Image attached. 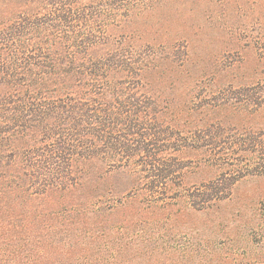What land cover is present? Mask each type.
<instances>
[{
  "label": "rangeland",
  "instance_id": "374dc122",
  "mask_svg": "<svg viewBox=\"0 0 264 264\" xmlns=\"http://www.w3.org/2000/svg\"><path fill=\"white\" fill-rule=\"evenodd\" d=\"M72 1L111 4L114 33L144 63L140 94L158 103L166 125L189 135L211 124L264 133V106L223 105L251 89L264 99V0ZM47 3L0 0V14ZM174 155L187 167L162 201L140 173L105 174L92 161L69 194L0 203V264H264V176L198 211L188 195L220 171L201 150Z\"/></svg>",
  "mask_w": 264,
  "mask_h": 264
},
{
  "label": "trees",
  "instance_id": "16d2710c",
  "mask_svg": "<svg viewBox=\"0 0 264 264\" xmlns=\"http://www.w3.org/2000/svg\"><path fill=\"white\" fill-rule=\"evenodd\" d=\"M46 1L41 11L26 4L0 14V203L69 194L92 161L105 174L140 173L150 198L162 201L170 185L181 186L187 164L174 154L188 148L220 171L188 195L198 211L264 176V133L211 124L189 135L166 125L158 103L140 94L144 63L114 33L120 16L111 4ZM254 92L223 105L263 107Z\"/></svg>",
  "mask_w": 264,
  "mask_h": 264
}]
</instances>
